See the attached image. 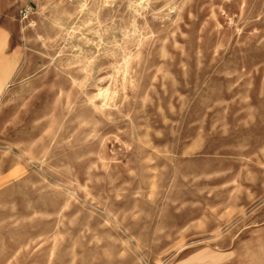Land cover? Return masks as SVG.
I'll use <instances>...</instances> for the list:
<instances>
[{
	"label": "rangeland",
	"instance_id": "obj_1",
	"mask_svg": "<svg viewBox=\"0 0 264 264\" xmlns=\"http://www.w3.org/2000/svg\"><path fill=\"white\" fill-rule=\"evenodd\" d=\"M0 264H264V0H0Z\"/></svg>",
	"mask_w": 264,
	"mask_h": 264
}]
</instances>
